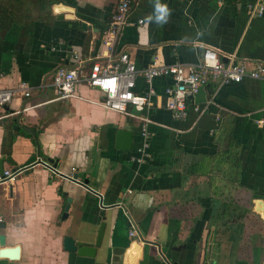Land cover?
Listing matches in <instances>:
<instances>
[{
  "label": "crops",
  "instance_id": "1",
  "mask_svg": "<svg viewBox=\"0 0 264 264\" xmlns=\"http://www.w3.org/2000/svg\"><path fill=\"white\" fill-rule=\"evenodd\" d=\"M160 3L171 11L163 24L154 19L155 0L136 1L112 59L121 51L138 68L193 64L212 48L248 70L264 63V16L250 10L264 0ZM116 5L0 0V90L23 82L32 89L0 108V158L14 162L4 171L33 156L42 161L0 186V251L20 248L0 264H264V217L254 211L264 200V76L228 85L211 79L185 120L166 109L170 77L156 79L151 105L127 115L106 109L102 93L85 83L68 100L52 88L58 68L77 65L75 54L86 71L110 57L104 33ZM146 89L139 78L135 91ZM145 120L149 137L140 133ZM120 129L133 132L131 151L116 147ZM146 143L149 156L139 151ZM48 165L78 174L101 196ZM103 222L94 258L64 249L65 237L94 243Z\"/></svg>",
  "mask_w": 264,
  "mask_h": 264
},
{
  "label": "built area",
  "instance_id": "2",
  "mask_svg": "<svg viewBox=\"0 0 264 264\" xmlns=\"http://www.w3.org/2000/svg\"><path fill=\"white\" fill-rule=\"evenodd\" d=\"M137 0H117L115 12L104 33V41L110 50V57L107 60L95 59L89 71H86L84 61L78 54L74 55L77 65L72 68H58L52 77L51 86L57 91L60 100H68L74 96L76 87L80 83H85L90 87L99 90L103 95V106L111 111L121 114H129V108L138 111L151 105L152 99L157 96L154 87L156 79L160 77H170L172 84L165 88L166 109L176 120L188 118L191 110L190 100L196 97L201 90L206 87L210 80L218 81L221 85L239 84L245 79H261L264 76V63L258 62L253 70H248L244 62H225L220 54L212 49L206 48L197 63L172 65H151L138 68L130 55L125 52H118L112 59L115 46L123 34L124 29L130 25V14L133 5ZM251 12L262 16L264 14V4L262 6H251ZM143 19L138 23L143 24ZM139 78H143L147 85L145 93L139 94L135 91ZM31 88L27 83H21L17 88L0 90V108L9 105L12 99L22 93L25 97H30ZM195 111H199L198 106H194ZM140 133L144 137H149L148 121L140 126ZM148 144H144L139 149L145 156H149ZM50 171L59 176H64L69 180L73 175H62L56 168L49 166ZM19 167L13 170H5L0 175V186L14 180L17 175L26 170ZM76 172V170H73ZM132 236L136 231L132 229Z\"/></svg>",
  "mask_w": 264,
  "mask_h": 264
},
{
  "label": "water",
  "instance_id": "3",
  "mask_svg": "<svg viewBox=\"0 0 264 264\" xmlns=\"http://www.w3.org/2000/svg\"><path fill=\"white\" fill-rule=\"evenodd\" d=\"M263 16H264V14H263ZM86 26L87 25L85 23L82 24L83 30L87 29ZM224 61L226 62V59H224ZM16 128H17V130L20 129V127H18V126ZM22 128L25 131L31 132L32 134L35 135L34 131H32L26 127H22ZM133 143H134V135H133L132 131L125 130V129H120L117 131L116 147L118 149H120L124 152L131 151L133 149ZM39 153L40 152H39V148H38V155H39ZM5 161H8V162H11L14 164L11 157H6V156L1 157L0 158V175H2L4 172V162ZM37 163H42L41 159H37L36 156H33L29 159V161L27 162L24 169H27V168H29V167L37 164ZM71 180L74 182L80 183L82 186L88 188L91 192L95 193L96 195H99V193H97L94 189H91L88 186V181H85V182L79 181L78 174H75L73 176V179H71ZM99 196H101V195H99ZM71 202H72V198H68V204L65 208V215H64L65 217L67 216ZM254 204H255L254 205V211L264 217V200L256 199L254 201ZM0 227L3 228L4 225H0ZM105 229H106V223L103 222L100 225V228L98 230V235H97L96 241L94 243H86V242L76 241L71 237H65L64 238V249L68 252L77 253L79 256L94 258L96 256L97 249L102 246ZM5 244H6V237H5V235L0 234V246L4 247ZM19 253H20L19 247H15L12 249L3 248L0 251V256H6V257H11L13 259H17L19 257Z\"/></svg>",
  "mask_w": 264,
  "mask_h": 264
},
{
  "label": "clouds",
  "instance_id": "4",
  "mask_svg": "<svg viewBox=\"0 0 264 264\" xmlns=\"http://www.w3.org/2000/svg\"><path fill=\"white\" fill-rule=\"evenodd\" d=\"M171 15L170 9L165 4H161L160 0H155V16L156 23H167L169 16ZM151 19V18H150Z\"/></svg>",
  "mask_w": 264,
  "mask_h": 264
},
{
  "label": "trees",
  "instance_id": "5",
  "mask_svg": "<svg viewBox=\"0 0 264 264\" xmlns=\"http://www.w3.org/2000/svg\"><path fill=\"white\" fill-rule=\"evenodd\" d=\"M230 158H231V157H230ZM235 159H236V160H234V162H237V163H238L237 158H235ZM230 161L233 162V159H232V160L230 159Z\"/></svg>",
  "mask_w": 264,
  "mask_h": 264
}]
</instances>
